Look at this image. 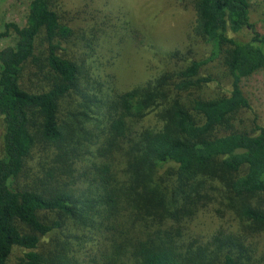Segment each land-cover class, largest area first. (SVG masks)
I'll list each match as a JSON object with an SVG mask.
<instances>
[{
    "label": "trees",
    "instance_id": "trees-1",
    "mask_svg": "<svg viewBox=\"0 0 264 264\" xmlns=\"http://www.w3.org/2000/svg\"><path fill=\"white\" fill-rule=\"evenodd\" d=\"M63 1L30 0L25 22L0 31L14 36L0 48V264H264L247 243L264 234V126L245 124L242 89L264 71L251 1L193 0L208 56L126 91L70 54ZM215 61L230 87L186 97L215 80L201 75ZM151 111L157 123L141 125ZM217 200L243 231L190 232ZM67 220L80 234L44 243ZM90 241L98 251L81 260Z\"/></svg>",
    "mask_w": 264,
    "mask_h": 264
},
{
    "label": "rangeland",
    "instance_id": "rangeland-1",
    "mask_svg": "<svg viewBox=\"0 0 264 264\" xmlns=\"http://www.w3.org/2000/svg\"><path fill=\"white\" fill-rule=\"evenodd\" d=\"M250 1L252 20L264 30V0ZM29 2L1 0L0 31L4 30L6 22L24 23ZM63 8L74 28L70 54L75 58L86 56L94 74L104 80L105 87L130 90L164 71L177 70L194 59L206 58L209 53L210 46L193 30L196 19L193 0H64ZM13 42L14 36H0V48ZM201 75L215 80L208 85L192 87L185 93L186 97H215L230 87L222 61L204 66ZM242 89L252 105V111H247L245 116V124L257 116L264 126V71L245 77ZM157 121L156 111H151L140 124L154 125ZM44 214L47 218L57 216L54 212ZM188 226L190 232L202 237L220 228L235 233L243 231L234 212L220 200L203 207ZM58 233L64 240H71L65 233L80 234L68 221L63 229L45 238L44 243L58 238ZM249 240L247 243L252 244L260 257L264 251V234L252 233ZM98 248L95 241L86 242L80 250V259H90ZM22 252L16 247L11 262Z\"/></svg>",
    "mask_w": 264,
    "mask_h": 264
}]
</instances>
